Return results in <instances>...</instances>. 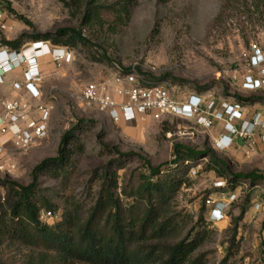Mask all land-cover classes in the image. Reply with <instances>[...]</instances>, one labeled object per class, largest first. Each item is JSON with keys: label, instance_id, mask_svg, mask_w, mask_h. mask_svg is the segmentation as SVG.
I'll use <instances>...</instances> for the list:
<instances>
[{"label": "rangeland", "instance_id": "374dc122", "mask_svg": "<svg viewBox=\"0 0 264 264\" xmlns=\"http://www.w3.org/2000/svg\"><path fill=\"white\" fill-rule=\"evenodd\" d=\"M0 15L9 24L5 30L0 28V46L21 37L24 46L35 41L30 36L68 27H82L90 40L70 49L67 62L46 66L43 101L54 106L48 136L26 152L8 142L2 155L17 169L12 174L0 172V179L27 185L42 160L57 156L66 132L74 131L80 137L85 149L63 175L38 179L42 194L60 206L58 214L75 202L85 207L92 203L97 186L93 176L109 162L122 166L119 174L123 177L145 171V161L172 166L176 144L197 152L213 148L214 130L203 129L197 119L149 114L130 124L114 123L80 98L88 82L112 78L136 66L155 83L169 82L180 95H203L206 105L235 99L264 114V91L247 92L239 87L248 71L252 47H264V0H137L130 21L117 31L107 23L81 25L80 11L59 0H0ZM216 152L232 173H264V143L254 153H246L242 146ZM208 161L201 157L197 174L188 173L189 182L175 199L177 210L192 216L184 235H195L202 216L207 219V237L198 253L206 257L207 264H263L264 185L241 182L232 186L227 174L206 169ZM8 190L0 182L1 202ZM233 192L236 197L224 219L211 222L214 206L208 200L217 201L222 194ZM256 204L260 205L257 209ZM242 212L234 232L232 221ZM39 259L38 250L19 243L7 241L0 247V264H37Z\"/></svg>", "mask_w": 264, "mask_h": 264}, {"label": "trees", "instance_id": "16d2710c", "mask_svg": "<svg viewBox=\"0 0 264 264\" xmlns=\"http://www.w3.org/2000/svg\"><path fill=\"white\" fill-rule=\"evenodd\" d=\"M59 1L80 11L81 25L107 23L114 31L128 24L137 2ZM81 28H60L30 38L49 40L72 49L90 42ZM22 38L4 43L18 49ZM84 149L80 137L68 131L61 138L57 156L45 158L34 168L31 183L24 185L0 179L9 187L4 202L0 200V247L9 241L38 250L37 264H207L206 257L198 253L207 237V219L199 218L194 236L190 232L184 235L192 216L183 214L175 206L180 188L189 182L191 167L197 166L201 157H208L206 169L227 174L232 186L241 182L264 185V173L256 170L232 173L214 148L197 152L176 144L170 167L145 161V171L122 177L119 174L122 166L109 162L93 176L97 186L92 203L85 207L75 202L58 214L60 206L39 190V176H62ZM43 212H51L54 222L42 220ZM243 215L244 212L233 219L234 232ZM261 256L264 264V240Z\"/></svg>", "mask_w": 264, "mask_h": 264}, {"label": "built area", "instance_id": "2783aa9c", "mask_svg": "<svg viewBox=\"0 0 264 264\" xmlns=\"http://www.w3.org/2000/svg\"><path fill=\"white\" fill-rule=\"evenodd\" d=\"M9 27L8 21L0 15V28ZM71 50L65 46L54 45L49 40H35L16 49L7 45L0 46V68L4 74L22 68V80L13 81L11 86L20 92L18 98H0V135L8 133L16 126L10 139L0 146V172L12 174L15 163L3 160L6 144L10 142L15 149L26 152L48 136L49 122L54 109L51 101H43L40 86L41 60L49 56L55 64L65 63ZM248 71L239 83L243 91H264V47L255 45L248 57ZM0 74V85L6 83ZM51 98H55L51 95ZM83 102L105 113L114 123H133L149 114L171 115L179 119H197L200 127L215 130L213 148L225 152L235 146H242L246 153H254L259 144L264 143V114L249 109L238 100H231L217 107V103L206 105L200 94H178L167 82H157L140 74L136 66L112 78L91 81L80 92ZM32 111L36 113L32 115ZM190 174H197V166L191 167ZM236 195L222 194L213 204L211 222L223 220L225 210ZM256 209L260 207L256 204ZM51 212H43L41 219L51 218Z\"/></svg>", "mask_w": 264, "mask_h": 264}, {"label": "crops", "instance_id": "0c3cea01", "mask_svg": "<svg viewBox=\"0 0 264 264\" xmlns=\"http://www.w3.org/2000/svg\"><path fill=\"white\" fill-rule=\"evenodd\" d=\"M41 62H42V64H41L42 75H41V78L39 81H40V86L42 89L43 77L46 74V66H48L50 62L51 63H54V62L49 56L42 58ZM22 73H23L22 68H19V69L12 71V72L4 74V78L6 80V83L0 85V98L10 99V98H18L20 96V92L17 90H14L12 88L11 84L13 81H21L22 80ZM42 92H43V90H42ZM221 104H222L221 102H218L216 105H217V107H220ZM0 114H3L2 108H0ZM32 115L35 116L36 113H34V111H32ZM127 124H130V123H127ZM220 127H221V124L217 123L215 126V130H214L215 135L217 134ZM15 130H16V126L11 128V130L8 133H6L4 135H0V146L5 144V142L8 139H10V137L12 136V134Z\"/></svg>", "mask_w": 264, "mask_h": 264}, {"label": "water", "instance_id": "95a60500", "mask_svg": "<svg viewBox=\"0 0 264 264\" xmlns=\"http://www.w3.org/2000/svg\"><path fill=\"white\" fill-rule=\"evenodd\" d=\"M0 74H4L3 70L0 68Z\"/></svg>", "mask_w": 264, "mask_h": 264}]
</instances>
